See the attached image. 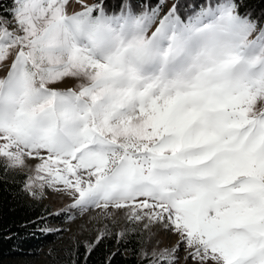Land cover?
<instances>
[{"label": "snow or ice", "instance_id": "obj_1", "mask_svg": "<svg viewBox=\"0 0 264 264\" xmlns=\"http://www.w3.org/2000/svg\"><path fill=\"white\" fill-rule=\"evenodd\" d=\"M15 5L19 31L0 24V64L14 57L8 81H0V109L17 81L48 102L21 108L8 120L0 110V157L10 168L25 166L26 157L43 161L38 172L48 179L38 175L27 184L34 198L61 185L57 191L70 195L71 210L111 215L109 209H127L129 222L147 221L145 230L161 225L178 241L153 252L150 264H178L181 246L192 264H264V106L257 107L264 82L257 89L243 78L213 83L201 75H144L143 66L154 61L178 63L187 34L197 31L202 18L185 23L176 8L148 39L156 11L109 17L100 4L71 15L70 0ZM130 19L137 34L126 46L105 51L95 41L92 47L73 42L85 28L99 34L108 23L123 29ZM38 21L47 22L43 33ZM36 77L40 92L32 88ZM66 77L82 83L49 91Z\"/></svg>", "mask_w": 264, "mask_h": 264}, {"label": "trees", "instance_id": "obj_2", "mask_svg": "<svg viewBox=\"0 0 264 264\" xmlns=\"http://www.w3.org/2000/svg\"><path fill=\"white\" fill-rule=\"evenodd\" d=\"M95 1L104 6L106 15L129 9L151 13L162 7V0ZM15 6V0H0V23L13 19ZM173 8L184 22L211 8H229L238 19L264 27V0H174ZM28 179L26 173L10 168L0 159V264H32L36 257L48 253L46 249H50L48 264H150L148 257L142 255L147 230L139 223L128 222L123 237L106 228L103 233L108 234L91 251L80 241H73L68 247L56 246L61 230L55 226L69 219L57 217L59 212L44 197L34 198L27 187ZM41 227L51 231H41Z\"/></svg>", "mask_w": 264, "mask_h": 264}, {"label": "clouds", "instance_id": "obj_3", "mask_svg": "<svg viewBox=\"0 0 264 264\" xmlns=\"http://www.w3.org/2000/svg\"><path fill=\"white\" fill-rule=\"evenodd\" d=\"M127 11L125 14L127 15ZM75 15V14H71ZM116 14H107L111 17ZM142 15V13L132 12V17ZM237 18L227 13L223 16L204 17L196 24L197 31L187 34V39L184 45L183 55L175 65H163L159 61L146 64L142 68L144 75H164L169 79L177 77L189 79L196 75L206 76L213 83H221L224 81H235L237 79H245L257 89L264 82V56H256L248 58L245 55V48L251 42V37H243L236 23ZM187 23V21H185ZM160 24L152 30L148 27L144 35L151 39L155 35ZM38 31L43 33L47 28L46 21L37 22ZM136 27L134 19H130L128 24L121 29L116 23H108L104 28L96 34L93 29L85 28L83 32L78 33L74 38V43L80 47H92L93 42L98 43L103 50L108 51L118 47L126 46L129 41H132L136 36ZM166 47V42L165 45ZM131 51V49H128ZM256 58L260 62L253 63ZM133 60V57H129ZM161 65V70L152 74L149 69L155 64ZM176 68V71L169 69ZM11 72L4 76H0V81H8ZM89 86L91 81L88 82ZM32 88L40 92L39 77H36ZM65 92L58 89H49V91ZM5 95L8 94V89H4ZM264 99V94L261 95ZM47 97L40 92L39 95L32 94L26 90L22 82L17 81L12 91V99L8 100L2 106V112L5 120L12 118L21 108L28 109L31 107L39 108L42 105H47ZM60 108L57 107V112ZM42 118L47 121L50 118V111L41 113Z\"/></svg>", "mask_w": 264, "mask_h": 264}, {"label": "rangeland", "instance_id": "obj_4", "mask_svg": "<svg viewBox=\"0 0 264 264\" xmlns=\"http://www.w3.org/2000/svg\"><path fill=\"white\" fill-rule=\"evenodd\" d=\"M98 4L95 0H70V6H67V12L69 14H77L84 11L85 8H95ZM174 7V0H162V7L156 11V17L154 23L151 25L152 30L159 25L160 20L172 11ZM227 13H231L235 16L234 12L229 8H224L222 10H216L215 8L208 9L200 18L204 17H217L223 16ZM236 17V16H235ZM237 18V17H236ZM237 27L242 33L243 37H251V42L246 45L245 55L248 58H255L256 56H264V27H256L246 20L238 19L236 20ZM0 24H4L10 28V30L19 31L17 21L15 17L11 21L5 20ZM14 63V57L8 59L6 63L0 64V76L6 75L10 70L11 64ZM161 70V65L159 63L155 64L149 69V72L155 74ZM176 68L169 69V71H176ZM82 83L79 79L66 77L63 81L57 82L54 86L55 89L68 91L76 90ZM264 106V100L257 101V107ZM45 155L46 154H42ZM5 163L8 164L6 158L0 157ZM43 163L42 160L36 157H26L25 166L21 168H13L21 172L26 173L29 178L36 176H44L48 179L46 173H39V165ZM29 182V179H28ZM37 183H40L37 181ZM58 188H62L61 185L56 187L48 188L45 187L42 193H36V195L44 197V199L52 205L54 211L56 212H68L73 219H69L65 224L55 226L61 229L59 234V239L56 241L55 245L58 247H68L73 241H80L86 243H92L97 240L98 237L104 232L106 228L116 231L118 234L122 233L123 228L129 222L128 210H113L109 209L111 215H106L103 210L91 209L86 212L80 213L77 210H71L69 208L71 204L70 195L64 191H57ZM32 192L30 189H28ZM147 221L139 222L141 225H145ZM149 233H155L152 237L150 243H146L143 252L145 257H150L153 252H161L164 249H170L176 246L178 237L167 233L161 229V225L156 224L150 226L147 229V238ZM159 242V244H158ZM45 251L50 252V249ZM47 252L41 254V256L36 257L32 260V264H48V254ZM186 252L181 246V250L177 253L178 264H192L190 259H186ZM167 264V261H163Z\"/></svg>", "mask_w": 264, "mask_h": 264}]
</instances>
